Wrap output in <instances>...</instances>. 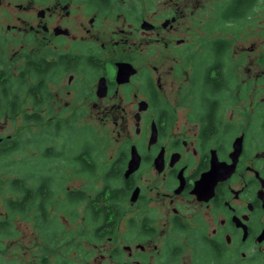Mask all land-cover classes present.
I'll return each mask as SVG.
<instances>
[{
	"label": "flooded vegetation",
	"instance_id": "1",
	"mask_svg": "<svg viewBox=\"0 0 264 264\" xmlns=\"http://www.w3.org/2000/svg\"><path fill=\"white\" fill-rule=\"evenodd\" d=\"M105 1L38 10L40 21L19 28L33 41L15 62L16 114L0 88V118L22 117L36 140L48 139L43 153L55 149L51 161L75 151L79 185L66 188L64 219L78 221L69 244L78 263L108 254L112 264H264V56L244 70L227 31L242 20L224 23L219 10L196 18L188 40L192 0L152 14L146 0ZM5 67L0 54L1 84ZM85 126L111 127L116 146L86 141Z\"/></svg>",
	"mask_w": 264,
	"mask_h": 264
},
{
	"label": "rangeland",
	"instance_id": "2",
	"mask_svg": "<svg viewBox=\"0 0 264 264\" xmlns=\"http://www.w3.org/2000/svg\"><path fill=\"white\" fill-rule=\"evenodd\" d=\"M0 54L4 57L5 64H7L6 68L10 69L11 75L15 79V73H17V57L20 54L29 53L31 42L33 38L29 35L25 34V30L19 31L21 29H29V26L32 23H36L40 21L37 16L38 10L41 8H46V6H52L58 0H0ZM65 1V0H64ZM67 2H72L71 7H86V3L83 0H66ZM133 1V0H129ZM226 0H201V4L199 5L200 0H192L191 6H189V10H195L183 23L184 34H187L188 40L192 37L193 33V22L196 18H200L202 21L207 22L210 19H216L218 15L217 9L221 2ZM128 2V0H117L116 3H119L118 6H124L123 4ZM141 6V0H138ZM148 2L149 14H152L154 10H162L164 11L165 7H169L170 4L167 3L169 0H146ZM259 5L253 9L252 14L247 18V20H243L241 25L231 24L230 29H227L228 36L233 40V52L231 54L234 57H237L239 54L243 55L245 58L244 67L246 70L247 66L253 65L255 61H259V58L264 56V0H259ZM117 5V4H116ZM199 5V6H198ZM198 7V8H197ZM27 8V9H25ZM188 10V13L191 11ZM82 14L83 18L87 21L91 12H79ZM21 17V19L18 18ZM151 16V15H150ZM25 20V21H24ZM48 18L42 22H46ZM117 22V20H116ZM116 22L112 23V21H108L103 25L105 27L117 28ZM216 22V21H214ZM121 22H117V25H120ZM202 24V23H201ZM241 32L238 30L241 29ZM192 29V31H191ZM203 29L199 28V32L203 33ZM234 34L237 37H234ZM184 37V36H181ZM2 46V47H1ZM251 47H256L253 51H250ZM255 61H254V59ZM264 70V63H261V66L256 70ZM14 83L11 86L13 90ZM25 97V96H24ZM173 98L177 101V93L173 95ZM24 105L22 110L28 109V107ZM20 108V109H21ZM21 116V115H20ZM22 117L16 120V122L11 121V118L7 116H3L0 118V136L12 135V136H20L21 138H28L32 136L33 132L31 129L27 128L31 126L28 123H24ZM82 135L84 134L85 140H91L99 146L105 142L112 141L108 144L115 145L114 138H116V134L113 133L111 127H90L85 126ZM97 135V136H96ZM100 135L101 137H98ZM113 135V137H112ZM47 138V137H46ZM104 138V139H103ZM83 139H81L82 142ZM48 139H43L39 142L37 148L34 146H26L27 149L25 152H20L16 154L13 160L5 159L3 162V166L5 167L4 171L0 174V179L4 182V184L11 178L15 177L14 174L16 169L18 171L27 173L31 171L38 170L42 164V160L44 157L43 149L45 146L49 145ZM51 142V141H50ZM62 139H58L54 144L57 146V149L61 150L62 148ZM61 145V146H60ZM104 147V146H102ZM36 149V150H35ZM75 151L73 149H69V157H64V159H54L48 160L46 164V174L52 177V188L54 192V196L52 202L50 203L49 216L52 219L51 226L52 228L58 229V232L63 235L69 231L77 230L76 226L78 225L77 220H70L67 222L64 219L66 214L67 205L69 203L66 200V188L67 186L77 187L79 185V179L72 173L70 168L77 167L76 163L70 161V157L74 155ZM34 157V159L31 158ZM22 157H27L26 162L17 163L18 165H13V162L21 160ZM71 163V165L69 164ZM37 172V171H36ZM38 173V172H37ZM38 175V174H37ZM32 184L34 182L30 181ZM96 190L100 188L98 183H95ZM4 191L6 192V186L4 187ZM11 195L10 192L2 193L0 196V218L6 216V207L5 202L7 197ZM76 210V212H80L82 214L83 208L79 207V205L69 208ZM82 216V215H81ZM15 224V228L18 231L17 235L13 237V239L6 240L7 249L5 252L6 259H13L16 262L12 264H35L39 261V258L42 254V249H45V241L47 238L44 236L41 237V232L38 227L35 225V221L23 219L21 217L15 218L13 220ZM58 234V240H61V235ZM75 242H78V238H74ZM45 240V241H44ZM50 249L54 250L55 253L50 252L48 254V258L51 263L56 264L58 262L57 255H68V259H70V264H79L80 258H76L71 249V246L67 242L65 245L63 243L56 244L54 248ZM72 250L70 253L69 251ZM108 254H106V259L102 262L97 261L96 257L91 256L89 260H91L90 264H112V261L107 260ZM88 256L86 257L87 261ZM79 261V263H78Z\"/></svg>",
	"mask_w": 264,
	"mask_h": 264
},
{
	"label": "trees",
	"instance_id": "3",
	"mask_svg": "<svg viewBox=\"0 0 264 264\" xmlns=\"http://www.w3.org/2000/svg\"><path fill=\"white\" fill-rule=\"evenodd\" d=\"M108 1L109 0H106L102 6H107ZM259 4V0H226L219 6L220 21L224 23H236L241 20H247V18L252 14L253 9H255ZM4 75V84L0 83V88L4 87L6 92L4 93L5 108L11 114H16L19 111V104L21 102L20 94H15L9 91L11 85L14 83V78L11 75L10 69L8 67H5ZM2 106L3 105L0 104V109H2ZM24 116L26 122L30 121L29 114L25 113ZM27 129L30 130L31 128L28 127ZM61 136L62 129L55 131L53 134L54 139ZM39 138L40 137L38 136V139L36 140L33 134L28 138H21V135L5 137L4 140L0 142V174L5 169L3 166L5 159L13 160L16 154L25 152L27 149L26 146H34L35 142L37 145H39V142L41 141ZM46 152L47 151L44 152V157L42 160V164L44 166H41L38 170L24 173L16 169L14 174L19 173V175L16 174L15 177L9 179L5 184L0 179V196L2 193H11L5 202L6 216L0 218V264H12L16 262L13 259H6L5 252L7 249L6 240L13 239V237H15L18 233L13 222V220L18 217L35 221V225L41 232V237L44 236L47 238L46 241L44 240L46 248L42 249V254L39 258V261L35 264H49L51 262L48 258V254L50 252L55 253V251L48 248L49 244L51 245V248H54L56 244L63 243L65 245V242L72 244L74 241L72 230L61 235L58 232V229L52 228L51 226L52 219L49 216V206L52 202L54 192L52 188V177L46 174L44 172L46 170L44 169L47 161L51 160V158L47 156L53 155L56 157L57 154L54 148L52 152ZM31 158L34 159L32 156ZM26 160L27 157H22L19 162H13V165H18L17 163H24ZM29 180L35 184L29 182ZM5 186L6 192L4 191ZM71 201L78 202L79 196H71L70 202ZM58 234L61 235V240H58ZM70 252L71 250L69 253ZM57 259L58 262H62V255H57ZM66 262L67 261H64L62 263L68 264Z\"/></svg>",
	"mask_w": 264,
	"mask_h": 264
},
{
	"label": "water",
	"instance_id": "4",
	"mask_svg": "<svg viewBox=\"0 0 264 264\" xmlns=\"http://www.w3.org/2000/svg\"><path fill=\"white\" fill-rule=\"evenodd\" d=\"M0 2H1V1H0ZM39 15H40V16L44 15V11H40ZM0 140H1V138H0ZM133 166H134V164H133ZM133 166H132V164L130 165V169H129L128 173H130V172L136 170V169L138 168L139 165L137 164V165H135L134 167H133Z\"/></svg>",
	"mask_w": 264,
	"mask_h": 264
}]
</instances>
